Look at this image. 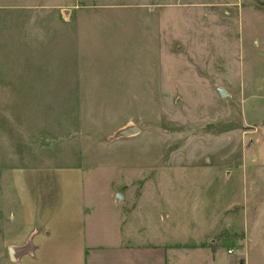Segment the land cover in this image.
I'll return each instance as SVG.
<instances>
[{
    "label": "rangeland",
    "instance_id": "obj_1",
    "mask_svg": "<svg viewBox=\"0 0 264 264\" xmlns=\"http://www.w3.org/2000/svg\"><path fill=\"white\" fill-rule=\"evenodd\" d=\"M76 191L87 244L264 264V0H0V264Z\"/></svg>",
    "mask_w": 264,
    "mask_h": 264
},
{
    "label": "crops",
    "instance_id": "obj_2",
    "mask_svg": "<svg viewBox=\"0 0 264 264\" xmlns=\"http://www.w3.org/2000/svg\"><path fill=\"white\" fill-rule=\"evenodd\" d=\"M72 204L73 220L69 221L66 226H60L57 237H50L51 239L48 240L50 244H47L44 249V246L41 248L42 246L36 241L39 232L35 233L29 241L31 248L23 250L17 259H14L15 264H52V262L57 264L56 259L59 257L64 261V264H191L188 262L189 260L182 263L179 260L174 261L172 256H170L171 260H167V257L165 258L160 250L157 251V261L148 262L145 238L147 233L151 234L150 228L153 229L154 224L152 225V223L154 221L151 220L148 226L150 228L146 232L145 219L142 216L137 214V220L132 217L136 221L134 224V222L129 221L126 212L122 214L121 209L118 212L115 207L114 213L108 214L111 218L114 216L113 219H116L112 224L111 241H97L87 244L79 218L84 212V206L80 202L77 191L72 194ZM110 209L112 208L110 207ZM133 228L138 231L135 236L130 233ZM131 241L135 244H132ZM132 245L137 246V248L133 250ZM226 261L227 264H231L227 259ZM215 262H217L215 258L208 260V264H215ZM199 263H205V261Z\"/></svg>",
    "mask_w": 264,
    "mask_h": 264
},
{
    "label": "water",
    "instance_id": "obj_3",
    "mask_svg": "<svg viewBox=\"0 0 264 264\" xmlns=\"http://www.w3.org/2000/svg\"><path fill=\"white\" fill-rule=\"evenodd\" d=\"M217 92L219 96L223 97L225 96V90L223 88H218ZM138 129L134 126H128L125 127L124 129L119 130L116 134L121 135V136H129L137 133Z\"/></svg>",
    "mask_w": 264,
    "mask_h": 264
}]
</instances>
